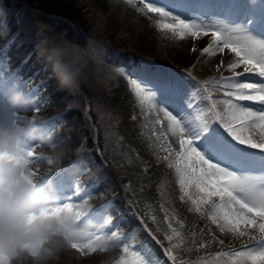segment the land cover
<instances>
[{
  "label": "snow or ice",
  "instance_id": "snow-or-ice-1",
  "mask_svg": "<svg viewBox=\"0 0 264 264\" xmlns=\"http://www.w3.org/2000/svg\"><path fill=\"white\" fill-rule=\"evenodd\" d=\"M126 3L134 5V0H126ZM139 3L143 5L137 9L139 12L156 14L160 18L157 27L181 40L186 36L198 39L210 35L212 43L202 49V54L216 56L225 49L235 54L236 59L228 65L232 76L211 81L225 99L213 100L206 87L209 81L204 82L203 91L209 93L206 99L211 101L207 109L211 119L197 116L192 120L181 115L185 112L189 87L185 78L143 62L131 73L124 69H117V72L126 78L129 75L135 77L128 79V83L140 104H147L151 111L162 113L163 120L167 121V131L178 140L179 151L175 152L176 158L169 166L175 167L185 195H189L186 190L192 187L199 194L196 198L189 196L195 210L200 212L201 205H210L209 219L217 224L220 220L224 222L221 232L227 228L234 235L248 236L255 241L254 247L245 246L243 250L222 255H228L230 264H264V155L246 150L259 149L264 153V4L252 9L244 0H217L196 6L182 0H139ZM195 8L203 9L201 15L218 13L224 19L192 18L190 13ZM238 68L242 71H236ZM245 74L258 77V81L239 79ZM188 75L191 77V73ZM245 101L259 107L241 103ZM218 105L224 106L223 112L217 110ZM187 107H192L191 102ZM214 122L223 127L227 136L219 128L212 127ZM155 123L162 124L163 121L157 116ZM253 129L259 132L258 141L244 134ZM156 138L159 140L160 136ZM165 151L168 155L164 159L168 160L173 155L171 145ZM256 169L259 174H254ZM79 192L77 188L76 194ZM213 198H218L219 202ZM68 207L70 204L63 210ZM93 221L99 225L110 223L103 211L98 212ZM253 231L258 232L259 238L251 234ZM113 233L120 238L116 232L103 235ZM98 237H101L100 233L77 245L78 253L94 250ZM121 251L124 255L120 256L119 264H152L146 255L132 251L128 245Z\"/></svg>",
  "mask_w": 264,
  "mask_h": 264
},
{
  "label": "rangeland",
  "instance_id": "rangeland-1",
  "mask_svg": "<svg viewBox=\"0 0 264 264\" xmlns=\"http://www.w3.org/2000/svg\"><path fill=\"white\" fill-rule=\"evenodd\" d=\"M147 2H155V0H147ZM182 2L191 5H200L206 3H214L217 0H182ZM250 8L258 9L260 5L264 4V0H244ZM135 5V6H134ZM134 5L126 3V0H112L111 7L116 12H112L111 22L107 19L106 24L103 26L105 30L109 31V34H115L114 38L125 42L123 37L127 34L125 30L121 31V27L126 28L127 25L133 23L135 28L128 27L131 31L126 37V46H131L136 49L135 54L149 58V60H158L159 57L165 59L164 66L159 68L162 71L177 74L185 78L189 87L187 89L188 96L185 101V112L181 115L188 119L195 120L197 116H204L207 119H211L207 109L211 105V101L207 100L206 97L211 93L213 100L225 99L222 93L217 90V86L211 83L212 80H219L221 76L229 77L232 76V72L228 70V65L232 63L236 57L234 53H230L225 49L224 53H217L216 56H210L208 54H202V49L212 43L211 36H201L195 39L191 36H186L183 40L179 37L174 36L172 33L162 31L157 27V21L160 19L154 13H142L137 9L142 8L143 5L139 3V0H134ZM203 9L195 8L191 11L190 15L192 18L200 16L202 19L215 20L224 19V16L220 14H208L201 15ZM125 14V15H123ZM109 15V16H110ZM96 18L102 21L104 19ZM130 20V23L126 24ZM93 22V21H92ZM139 27V28H138ZM102 31V27L100 29ZM105 33V32H104ZM106 34V33H105ZM108 39V38H107ZM116 42V40H112ZM196 48V51H192ZM1 54V53H0ZM185 60L186 63L183 67H186L190 71L199 73L196 75L199 77L197 81H194L188 77V71L181 73L175 64V61ZM139 63L131 66L128 73H131L135 66ZM147 65L149 62H143ZM7 62L2 59L0 55V93L10 86L18 87L21 90L26 91L29 95L36 98V107L39 109L38 113L30 112L28 116L38 115L42 125L53 131L56 137L60 140L67 142L68 139L64 135L56 134L55 117L47 109L51 107L55 109L56 106L51 101L46 100V96H40L34 82H25L24 79L13 73L11 68L7 67ZM14 63H9L12 66ZM236 71H242V68L236 69ZM135 78L133 75H129L127 78H122L121 83L124 89L120 92L123 95H119L117 102V111L120 114V120L114 123V126L119 127L121 135H124V141L129 143L132 150L133 157L129 159H116L113 162L115 171L119 175L122 181V191L124 190L129 194V198L134 203L136 211L143 215L146 220L147 228L150 234L155 238L157 242H161L167 249L164 253L170 259V264H230L228 255L233 251H240L247 247H254L255 241L250 240L248 236L240 237L229 232L227 228L221 232L220 228L223 226V220L219 223H213L209 216L211 215L212 209L210 205H201V211L197 212L195 206L192 204L189 196L196 198L199 194L196 192L194 187L187 189L189 195L184 194V190L181 189L179 183V176L176 172L175 167H170V161L175 160V152L179 151L178 140L167 131V121L163 120L162 113H156L150 110L147 104L141 105L139 98L135 95L134 90L128 83V79ZM241 80H254L258 81V77L245 74L240 77ZM209 81L206 87L209 93L203 91L205 87L204 82ZM114 87L109 81L105 89L100 91V96L107 100L106 103L110 102V93ZM199 87V91L197 90ZM104 88V87H103ZM114 96L118 97V94L113 92ZM191 102L192 107L188 108L187 103ZM250 107L256 108L258 105H251L250 102H241ZM51 105V106H50ZM113 105V102L111 103ZM125 105L126 107H123ZM163 107L164 105H158ZM127 110V111H126ZM171 110V109H169ZM218 111L223 112L224 106L218 105ZM125 114V115H123ZM175 115L176 113L173 112ZM10 114L0 106V121L9 117ZM157 116L163 121L162 124H156L155 120ZM118 118V117H116ZM126 118V121L123 120ZM180 118V117H178ZM119 119V118H118ZM213 128H219V130L227 136L224 132L223 127L218 122L212 123ZM239 127V125H237ZM60 131V130H58ZM153 132L156 135H153ZM163 133V135H161ZM245 135H251L255 141L259 140L258 130L253 129L251 133L246 132ZM157 136L160 139L157 140ZM167 137V139H165ZM231 139V137H229ZM235 143V141H233ZM171 145L173 155L165 160L164 157L168 155L165 149ZM245 147L246 146H241ZM249 152L257 155H264L259 149H246ZM138 160L140 171L135 169V161ZM54 173L53 181L57 193L60 195L61 202H80L84 199H88L92 205V211L90 219H95L98 212L105 211L106 202H95L94 192L91 193L88 189H92L94 184L86 186L75 179L80 177V173L84 169H77L75 166H71L68 171ZM254 174H259V169L253 170ZM141 173V174H140ZM142 174L145 175L146 182L152 181V185L148 183L147 186H143L140 183ZM141 178L140 180H138ZM154 180V181H153ZM79 188V195L76 194V189ZM153 188V190H150ZM149 190V191H148ZM153 192V193H152ZM183 197V199H182ZM152 198L157 200L160 204V208L157 207L156 203H152ZM216 202L218 198H213ZM155 202V201H154ZM155 207L165 213V223L157 219ZM107 210V209H106ZM106 218L110 220V223L104 227V233L110 234L116 232L120 236L119 247L115 255L120 258L124 255L121 251L122 247L128 245L132 251H139L142 255H146L152 261V264H164L161 257L154 254L153 250L147 243L141 239H135L133 241H125L126 233L120 230L121 226L113 227L112 216L105 211ZM114 214L118 215L117 212ZM119 216V215H118ZM120 218V216H119ZM121 219V218H120ZM123 220V219H121ZM259 238V234L256 231L251 233ZM223 241V244L220 243ZM247 243V244H246ZM238 246H243L239 247ZM229 248V249H226ZM242 248V249H240ZM87 252V250H85ZM172 257H175L173 260ZM101 257L97 253L90 255L81 256L80 253L72 250L67 253H63L60 256L57 264H100Z\"/></svg>",
  "mask_w": 264,
  "mask_h": 264
},
{
  "label": "clouds",
  "instance_id": "clouds-1",
  "mask_svg": "<svg viewBox=\"0 0 264 264\" xmlns=\"http://www.w3.org/2000/svg\"><path fill=\"white\" fill-rule=\"evenodd\" d=\"M37 58L51 68L60 90L76 95L89 83L104 86L115 79L113 69L91 47H81L66 33L37 24ZM37 100L10 86L0 93V106L10 114L0 121V264H57L61 254L97 238L94 250L100 264H119L115 255L120 238L104 236V225L90 219L88 199L61 202L53 181L72 149L45 128L38 115ZM70 207L65 209L67 205ZM60 210V211H51Z\"/></svg>",
  "mask_w": 264,
  "mask_h": 264
},
{
  "label": "trees",
  "instance_id": "trees-1",
  "mask_svg": "<svg viewBox=\"0 0 264 264\" xmlns=\"http://www.w3.org/2000/svg\"><path fill=\"white\" fill-rule=\"evenodd\" d=\"M111 4L112 0H0V44L8 40L5 55L9 62L14 63V66H21L25 73L28 69V76H35L34 78L43 81L41 85L44 92L59 110L60 120L63 122L60 131L68 134L66 143L72 149L71 158L65 160L64 166L73 163L78 167H84L85 171L80 173L79 180L86 185L94 183V193L99 194L96 200L110 198L113 204L122 209L126 206L125 196L120 193L121 179L114 170L113 162L116 159L131 158V148L129 143L123 140L124 135H121L119 127L114 126V123L120 120L117 102L119 95H123L120 93L123 90L121 76L115 72V79L111 80L114 87L112 93L108 95L109 103L105 104L106 97L103 99L99 94L106 85L89 83L83 87L81 93L72 95L59 89L57 81L51 76V68L37 58L34 50L37 24L43 23L51 25L57 33H66L69 40L81 47L94 48L112 68L128 67L134 60L128 61L124 54H137L136 49L125 45L126 37L131 32L128 27L135 26L131 23L126 28L121 27L120 32L125 30L127 34L122 38L125 42L114 38L113 31L109 34L103 26L107 19L111 22L110 14L116 12ZM95 15L104 19L103 24ZM125 23H130V20ZM114 39L116 42L112 41ZM116 50L117 55H113ZM156 61L164 63L165 59L159 57ZM185 63L183 59L180 62L175 61L179 67ZM113 92L118 94V97L114 96ZM123 121L125 122L126 118ZM136 168L140 171L137 160ZM141 181L143 186H147L148 183L152 185L151 182H146L144 174ZM125 223L122 224L123 230L133 227L139 237L148 241L142 226L132 213H126ZM148 243L160 255L155 239L150 238Z\"/></svg>",
  "mask_w": 264,
  "mask_h": 264
}]
</instances>
